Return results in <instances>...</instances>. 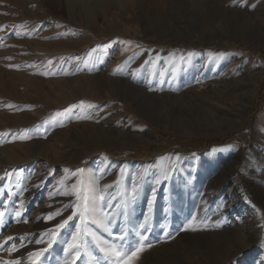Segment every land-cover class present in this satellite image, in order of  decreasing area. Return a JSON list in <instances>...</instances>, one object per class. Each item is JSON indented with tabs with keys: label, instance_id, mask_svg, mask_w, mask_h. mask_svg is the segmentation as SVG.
<instances>
[{
	"label": "rangeland",
	"instance_id": "1",
	"mask_svg": "<svg viewBox=\"0 0 264 264\" xmlns=\"http://www.w3.org/2000/svg\"><path fill=\"white\" fill-rule=\"evenodd\" d=\"M0 212V264H264V0H0Z\"/></svg>",
	"mask_w": 264,
	"mask_h": 264
},
{
	"label": "snow or ice",
	"instance_id": "2",
	"mask_svg": "<svg viewBox=\"0 0 264 264\" xmlns=\"http://www.w3.org/2000/svg\"><path fill=\"white\" fill-rule=\"evenodd\" d=\"M83 103V102H81ZM24 138H27V137H24ZM79 172H83L84 170L83 169H79L77 170ZM77 189V186L76 185H73V188L72 190L68 191V192H65L63 194H75L77 196V200L81 201L80 204L76 205V207L79 209V214L81 216V219H82V222L83 220L85 219L86 217V214L89 212L90 208H89V204H88V200H89V197L88 195L86 194V192L81 189L80 191H76ZM67 207V206H66ZM54 215H59V213H55ZM75 215V213H74ZM3 216H4V213L3 212H0V224L3 223ZM16 216L17 217H20L21 216V213L19 211L16 212ZM53 217L52 216H49L48 219H52ZM72 217H68L67 220H64L62 223H60L59 225H57V229L59 228H64L65 225H67L68 223V220H70ZM25 223L27 221H24ZM141 227H144V225H141ZM80 232V229L79 227L77 228V233ZM85 234H88L87 233V230H85ZM77 235L74 234L73 235V238H72V243H70L68 245V249H76L79 247V245H77L75 242L77 240ZM9 239H12L11 237H9ZM121 240L124 239L123 236L120 237ZM42 240H37L36 243H41ZM143 244H144V237H141L140 238V241L138 242V246L135 247L134 250L130 251V252H123L121 250H119L118 248H116L115 246H112L110 248H107L105 249L106 253L108 254H111L112 256L116 257L118 260H123V259H127L129 262L136 259L137 256H138V253L141 252L143 250ZM50 246V245H49ZM150 246V245H149ZM16 250V246L13 245L12 246V251H15ZM41 252L37 251V252H30L28 254V259L31 261V264H36V260H34L33 258L35 257L36 259H39V257L41 256ZM77 255H79V252L76 253ZM3 264H21V261L19 259H16V260H12V261H4Z\"/></svg>",
	"mask_w": 264,
	"mask_h": 264
},
{
	"label": "bare ground",
	"instance_id": "3",
	"mask_svg": "<svg viewBox=\"0 0 264 264\" xmlns=\"http://www.w3.org/2000/svg\"><path fill=\"white\" fill-rule=\"evenodd\" d=\"M122 83V82H121ZM117 84V83H116ZM119 84V83H118ZM122 85V84H121ZM114 86V85H113ZM124 86V85H122ZM120 87V86H119ZM118 89V88H117ZM122 89V87H121ZM114 91V90H113ZM117 92H120V91H117ZM117 94V93H116ZM123 94V93H122ZM107 136V135H106ZM259 177V176H258ZM251 200V199H250ZM262 229V228H261ZM236 232V231H235ZM224 234V238L225 240L227 241V245H228V250L226 251V253H224L226 256V258L224 259L223 257H221L219 255V259L222 260V261H228L230 258L231 260H233L234 263H237L238 264V254L239 253H243L244 251H247L249 248H247V246H249L250 244H254V242L252 243H245L246 241L245 240H248L249 238H246L245 236V240L244 239H241V237L239 235H237V233H234V231H232V229H228ZM31 236V235H30ZM192 236V235H191ZM205 237V236H204ZM203 238V237H202ZM195 239L192 237V239H188L185 241V244L186 245H189V243L191 241H194ZM250 240V239H249ZM259 241V240H258ZM62 243V242H61ZM41 244V243H40ZM155 245V244H154ZM247 248V249H246ZM246 249V250H245ZM67 250V249H66ZM43 253V252H42ZM83 253V252H82ZM42 255V254H41ZM85 255V254H84ZM74 256V255H73ZM80 256V255H79ZM229 256V257H228ZM43 257V256H42ZM75 257V256H74ZM49 258V257H48ZM61 260H60V259ZM58 259H59V262L60 264H79V259L78 257H75V259L73 258H67V256L64 254L63 256H60ZM56 259V258H55ZM224 259V260H223ZM54 262L56 260H53ZM58 261V260H57ZM56 261V263H57ZM55 263V264H56ZM58 264V263H57Z\"/></svg>",
	"mask_w": 264,
	"mask_h": 264
},
{
	"label": "trees",
	"instance_id": "4",
	"mask_svg": "<svg viewBox=\"0 0 264 264\" xmlns=\"http://www.w3.org/2000/svg\"><path fill=\"white\" fill-rule=\"evenodd\" d=\"M157 43L166 45L168 47H183V46H186V44H177V43H167V42H157ZM261 53H263V52H261Z\"/></svg>",
	"mask_w": 264,
	"mask_h": 264
}]
</instances>
